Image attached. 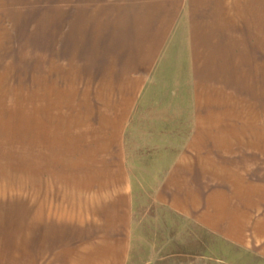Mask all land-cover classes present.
Returning <instances> with one entry per match:
<instances>
[{"label": "crops", "instance_id": "0c3cea01", "mask_svg": "<svg viewBox=\"0 0 264 264\" xmlns=\"http://www.w3.org/2000/svg\"><path fill=\"white\" fill-rule=\"evenodd\" d=\"M18 34L76 124L0 210V264H131L136 214L264 259V123L242 111L264 0H0V48Z\"/></svg>", "mask_w": 264, "mask_h": 264}, {"label": "rangeland", "instance_id": "374dc122", "mask_svg": "<svg viewBox=\"0 0 264 264\" xmlns=\"http://www.w3.org/2000/svg\"><path fill=\"white\" fill-rule=\"evenodd\" d=\"M23 36L18 34L11 43L2 41L0 48V210L25 206L32 157L40 167L43 156L47 182L49 165L57 174V155L72 156L76 124L72 89L48 86L39 57L26 54ZM247 91L242 101L249 95L250 103L242 104V111H255L257 121L264 123V72L256 73ZM163 224L136 214L131 264H264L254 252L191 228L179 218L175 226Z\"/></svg>", "mask_w": 264, "mask_h": 264}]
</instances>
